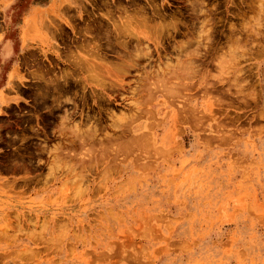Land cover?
I'll list each match as a JSON object with an SVG mask.
<instances>
[{"label": "rangeland", "instance_id": "obj_1", "mask_svg": "<svg viewBox=\"0 0 264 264\" xmlns=\"http://www.w3.org/2000/svg\"><path fill=\"white\" fill-rule=\"evenodd\" d=\"M0 264H264V0H0Z\"/></svg>", "mask_w": 264, "mask_h": 264}, {"label": "bare ground", "instance_id": "obj_2", "mask_svg": "<svg viewBox=\"0 0 264 264\" xmlns=\"http://www.w3.org/2000/svg\"><path fill=\"white\" fill-rule=\"evenodd\" d=\"M201 21H202V20H201ZM207 22H208V21H207ZM170 23H171V22H170ZM165 25H166V24H165ZM169 26H170V25H169ZM174 27H175V26H174ZM150 48H151V47H150ZM184 51H185V50H184ZM145 53H147V52L145 51ZM137 55H139V53H138ZM145 56H146V55H145ZM86 58H87V57H86ZM86 58H85V59H86ZM76 59H77V58H76ZM79 59H81V58H79ZM79 59H78V60H79ZM86 60H87V59H86ZM76 61H77V60H76ZM110 61H111V60H110ZM75 63H76V62H75ZM82 63H83V62H82ZM77 64H78V63H77ZM86 65H88V64H86ZM111 65H112V64H111ZM82 67H83V66H82ZM91 67H92V66H91ZM89 68H90V67H88V69H89ZM91 69H92V68H91ZM148 75H149V74H148ZM94 76H95V73H94ZM96 76H97V75H96ZM149 76H150V75H149ZM97 77H98V76H97ZM97 77H96V78H97ZM144 77H145V76H144ZM154 80H155V79H154ZM154 84H155V83H154ZM145 85H147V84H145ZM150 85H151V84H150ZM151 89H152V88H151ZM69 102H70V101H69ZM69 117H70V116H69ZM69 117H68V116H65L64 118H65V120H66V119L68 120ZM64 118H63V119H64ZM69 119H70V118H69ZM114 119H115V118H114ZM65 120H63V121L65 122ZM74 126L76 127L75 130L78 129V128H80V127H79L80 125H78L77 122L75 123ZM72 129H73V128H72ZM81 130H82V129H81ZM78 131H79V130H78ZM76 132H77V130H76ZM81 136H82V135H81ZM59 148H60V147L57 145V146L55 147V150H58Z\"/></svg>", "mask_w": 264, "mask_h": 264}]
</instances>
